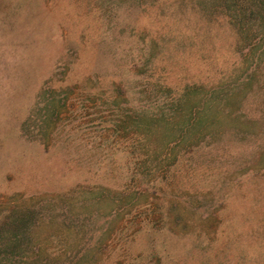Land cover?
I'll return each instance as SVG.
<instances>
[{
    "label": "rangeland",
    "instance_id": "obj_1",
    "mask_svg": "<svg viewBox=\"0 0 264 264\" xmlns=\"http://www.w3.org/2000/svg\"><path fill=\"white\" fill-rule=\"evenodd\" d=\"M217 13L0 0V264H264V56Z\"/></svg>",
    "mask_w": 264,
    "mask_h": 264
},
{
    "label": "trees",
    "instance_id": "obj_2",
    "mask_svg": "<svg viewBox=\"0 0 264 264\" xmlns=\"http://www.w3.org/2000/svg\"><path fill=\"white\" fill-rule=\"evenodd\" d=\"M202 2L206 5H216L217 14L224 25L235 31L237 46L247 44L250 52L252 50L254 53L257 50V60L254 65L248 67L255 69L257 61L264 56V0H202Z\"/></svg>",
    "mask_w": 264,
    "mask_h": 264
}]
</instances>
